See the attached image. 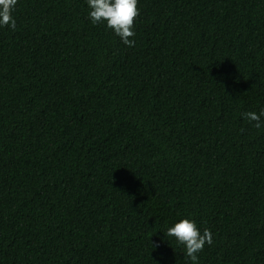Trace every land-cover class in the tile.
<instances>
[{"label": "trees", "instance_id": "1", "mask_svg": "<svg viewBox=\"0 0 264 264\" xmlns=\"http://www.w3.org/2000/svg\"><path fill=\"white\" fill-rule=\"evenodd\" d=\"M133 47L87 0L0 27V264H264V0H138ZM158 245L153 247V245Z\"/></svg>", "mask_w": 264, "mask_h": 264}, {"label": "clouds", "instance_id": "2", "mask_svg": "<svg viewBox=\"0 0 264 264\" xmlns=\"http://www.w3.org/2000/svg\"><path fill=\"white\" fill-rule=\"evenodd\" d=\"M17 0H0V27H10L16 30V21L12 15ZM90 9L89 18L92 24L96 25L106 22L107 28L119 36L122 42L128 47L135 45L134 26L136 18L140 15L138 0H87ZM247 121L255 122L254 127H262L261 117L264 116V109L259 114L255 111L242 113ZM164 235L174 237L176 242L183 245L186 255L192 264H199L198 253L202 252L205 244L213 243V235L210 229L205 228L201 232L196 221L192 218H182L179 222L168 227ZM153 247L158 245L152 244Z\"/></svg>", "mask_w": 264, "mask_h": 264}]
</instances>
